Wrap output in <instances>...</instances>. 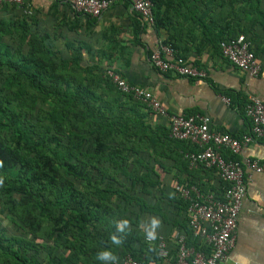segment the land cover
<instances>
[{"label": "trees", "instance_id": "trees-1", "mask_svg": "<svg viewBox=\"0 0 264 264\" xmlns=\"http://www.w3.org/2000/svg\"><path fill=\"white\" fill-rule=\"evenodd\" d=\"M186 1L166 0L163 3L151 0L152 26L159 28L170 23L172 17L168 11L176 2L178 7L185 8L193 22L204 28L205 21L198 18L197 0L189 6ZM212 1L217 5L220 2ZM226 1L232 6L240 2L239 11L243 16L225 21L221 26L223 30L217 34V46L222 39L244 34L252 43L256 57L264 58V50L257 42V29L264 30L261 0ZM0 4L1 12L16 7ZM51 4L54 7L58 5ZM162 4L165 9H162ZM245 15L247 19H243ZM37 22L33 15L9 21L0 18V116L5 120L0 121V161L3 162L0 166V178L3 179L0 193L6 196L5 214L21 227L19 234L6 236L0 223V255H7L5 262L38 264L35 255L41 245H47L50 258L52 251L58 248L69 251L67 256H58L57 264H77L78 261L81 264H100L96 259L101 251L97 245L107 247L108 239L102 230L118 232L116 223L123 219L135 225L139 217L134 211L136 207L141 213H160L159 206L147 203L123 187L124 180L135 185L145 178L132 168L136 159L127 158V153L134 152L137 144L143 143L150 148L165 139L179 145L178 156L187 167L189 163L182 152L189 147L184 141L170 138L169 129L161 130L159 140L153 139V130L144 124L142 116L135 114L138 106L145 105L121 93L105 73L101 72L97 78V74L88 72V67L91 66L92 71L97 69L96 65L82 68L79 58H64L55 50L48 34L41 35L32 30ZM7 34L19 35L15 48L10 49L5 43L2 36ZM81 71L91 76L82 77ZM100 79L103 80L104 92L95 91L100 86ZM38 95L56 98L49 110L41 111L49 121L47 124L53 131L51 135L36 109ZM7 99L16 101L18 111L7 106ZM126 103L129 105L125 106ZM69 112L72 113L70 118ZM28 114H38L39 131ZM63 138L68 140L67 150L60 151ZM106 164L111 166L108 170ZM196 169L208 172L201 166ZM186 183L197 185L203 192L218 190H206L202 183L193 180ZM222 185L220 180L219 189ZM175 201L180 210L177 228L184 231L188 244L199 248L200 241L192 237L188 226L186 202L176 193ZM121 234L117 236L122 239L125 252L118 261L130 254L144 264H148L149 258L161 263L157 259L156 247L146 244L139 231L129 228ZM41 241H47V244H39ZM32 251L34 253L30 255Z\"/></svg>", "mask_w": 264, "mask_h": 264}, {"label": "crops", "instance_id": "crops-1", "mask_svg": "<svg viewBox=\"0 0 264 264\" xmlns=\"http://www.w3.org/2000/svg\"><path fill=\"white\" fill-rule=\"evenodd\" d=\"M192 2L188 0V6ZM214 2L197 0L198 18L205 21L204 28L193 22L185 8L178 7L177 3L170 5V23L155 28L144 22L125 0H114L97 19L75 13L63 4L54 7L47 0H29L30 13L26 9L10 7L5 12L0 11V18L9 21L33 15L38 22L32 26V30L41 35L48 34L51 43L64 58H79L86 66L96 65L102 74L107 68H112L129 83L150 90L169 113L206 115L211 127L240 136L249 128V120L243 111L248 96H256L264 102V73L258 77H249L223 57L216 43L219 37L217 34L223 30L221 26L225 21L235 17L229 10L223 12ZM260 6L264 9V0H261ZM257 32L258 46L264 50V30L257 29ZM170 40L187 62L206 71L205 79L181 77L170 72L160 73L150 64V53L158 43H171ZM259 59L264 63L263 57ZM222 96L228 97L230 102H223ZM135 114L142 116L144 124L153 130V139L159 140L161 130L168 129V119L147 106H138ZM178 146L165 139L150 148L143 143L137 144L134 152L127 153V158L136 159L132 168L145 178L135 185L128 180L123 182L124 188L141 196L147 203L160 207V213H141L136 207L134 211L139 217L135 225L130 223V228L139 231L145 238L144 227L150 224L151 217H159L162 225L157 230L158 235L167 239L171 251L174 249L172 235L180 222V210L175 201V183L193 180L202 183L206 190H217L220 181L214 171L200 172L190 164L186 167L178 156ZM243 156L264 161V140L244 146L236 157ZM102 233L108 239L107 247L97 245L101 251L111 250L117 257L125 252L122 243L115 245L111 242L112 235L122 236L121 233L112 230H102ZM46 242L41 241L39 244ZM41 246L35 255L38 264H57L58 256H67L69 253L67 249L58 248L52 251L50 258L47 245ZM33 253L30 252V255ZM5 257L7 255H0V264H15L9 260L5 262ZM148 264L161 263L149 258ZM225 264H264V175L251 174L238 215L235 244Z\"/></svg>", "mask_w": 264, "mask_h": 264}, {"label": "built area", "instance_id": "built-area-1", "mask_svg": "<svg viewBox=\"0 0 264 264\" xmlns=\"http://www.w3.org/2000/svg\"><path fill=\"white\" fill-rule=\"evenodd\" d=\"M69 6L73 11L94 19L113 4L114 0H47ZM141 19L154 24L151 0H125ZM29 0H0V3L26 9ZM221 54L230 64L246 73L258 77L264 73V63L256 57L252 43L244 34L222 39L218 43ZM150 64L160 73H172L192 79H205L206 71L180 55L169 42L160 41L149 56ZM105 75L123 94L132 96L161 117L168 119L169 137L184 141L189 149L182 156L190 166H201L206 171H214L223 183L217 192H203L197 185L176 182V195L186 202L185 215L193 238L200 241L197 248L188 244L187 237L180 228L173 232L174 249L168 248L167 239L158 235L154 241L145 236L144 242L155 246L157 259L161 264H225L230 250L234 247L238 215L247 185L252 173L264 175V161L243 156L237 158L241 149L264 140V102L250 95L243 105L249 120L246 133L235 136L211 127L210 119L199 113L173 114L162 107L157 97L148 89L129 83L112 68ZM229 103L228 97H221ZM117 264H144L130 254L122 256Z\"/></svg>", "mask_w": 264, "mask_h": 264}, {"label": "rangeland", "instance_id": "rangeland-1", "mask_svg": "<svg viewBox=\"0 0 264 264\" xmlns=\"http://www.w3.org/2000/svg\"><path fill=\"white\" fill-rule=\"evenodd\" d=\"M160 1H162L164 3L166 0H160ZM178 1L179 0H177V2ZM217 1H220L219 4H218V6L221 8V10L223 12L229 10V13L230 14H233L234 17H235V19H237L238 16H239L240 19L242 18L243 15L239 11L240 8H241L239 6L240 5V2H237L239 5L236 4V5H233L232 6V5H229L226 0L225 1L224 0H217ZM174 3H176V2H174ZM186 3L188 4V0L186 1ZM0 5H2V4H0ZM241 6H243V4H241ZM161 7L164 8V4H162ZM16 8H18V7L16 6ZM243 19H247L246 15L243 17ZM2 37H3L4 41H5V43L10 46V49L15 48L16 47V44L19 42V35H16V34L15 35L14 34L13 35L7 34V35H3ZM55 50H57L56 47H55ZM25 51H26V48L24 47L23 48V52H25ZM7 54L9 55L10 52L9 53L7 52ZM5 56H6V53H5ZM80 66L82 68H85L86 65H85V63H83L80 60ZM87 70L90 73L92 72V74H97V75H95V77H97V78L101 74L98 69H92V71H91V66L88 67ZM88 72L86 73V71L85 72H82L81 71V76L82 77L91 76ZM100 80H102V79H100ZM82 81L85 82V80H82ZM99 82H100V84H99L100 86H98L95 89V91H97V92H104L103 91L104 88L102 86L103 80L102 81H99ZM97 85H98V83H96V86ZM130 99L131 98H128V100H130ZM55 100H56L55 96H52V95H47V96L38 95L37 104H36V109L38 110V114L41 116V118H44L43 123H44L45 126H47L46 128H48L47 132H48L49 135H51L53 133V131L49 127V124H47V123H49V121L47 120V117L41 111L42 110H45V111L49 110L50 106H52L53 104H55ZM7 106L12 111H18V107L16 105V101H13V100L9 101L8 100ZM38 114L37 115H35V114H28L29 120L38 129L37 131H39V127L41 126V125L38 124V117H39ZM71 115H72V113L69 112L68 113V118H70ZM0 121H5L2 116H0ZM89 132H91V131H89ZM93 133H94V131H93ZM92 135H94V134H92ZM61 143L62 144L59 146L60 151H62L63 149L67 150L66 144L68 143V140L66 138H63V139H61ZM106 146L108 147L109 145H106ZM109 167H111L109 164H106L105 165V168L107 170L109 169ZM119 181L121 182L122 180H119ZM124 183H126L125 180H124ZM1 189H2V185H0V190ZM5 198H6V196H4V195H2L0 193V223H1V230L3 231L4 235H6V236H9V235H12V234L13 235L19 234V230H20L21 227L18 224H16L15 222H13L12 218L10 217V215L5 214V212H4L5 209H6V207H7V205H4ZM15 198H18V196L15 195ZM28 238H30V235L28 236Z\"/></svg>", "mask_w": 264, "mask_h": 264}, {"label": "clouds", "instance_id": "clouds-1", "mask_svg": "<svg viewBox=\"0 0 264 264\" xmlns=\"http://www.w3.org/2000/svg\"><path fill=\"white\" fill-rule=\"evenodd\" d=\"M3 162L0 161V166H2ZM3 184V179L0 178V185ZM162 221L159 217L153 216L151 217L150 224L147 225V227H144V231L146 233V237L149 241H154L158 237V229L161 227ZM116 228L118 232L125 233L126 230L130 228V222L128 219L120 220L116 223ZM111 242L115 245H120L122 243V239L117 235L111 236ZM96 259L99 261L105 262V264H108V262H111V264H117L118 257L111 251V250H102L97 254Z\"/></svg>", "mask_w": 264, "mask_h": 264}]
</instances>
